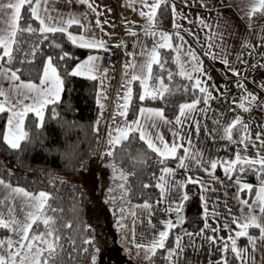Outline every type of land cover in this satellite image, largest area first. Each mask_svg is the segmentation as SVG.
I'll return each mask as SVG.
<instances>
[{
  "label": "snow or ice",
  "instance_id": "1",
  "mask_svg": "<svg viewBox=\"0 0 264 264\" xmlns=\"http://www.w3.org/2000/svg\"><path fill=\"white\" fill-rule=\"evenodd\" d=\"M42 2L45 5L47 4V0H0V79H6L9 82L6 86L8 91L0 87V113H11L8 118V130L5 132L3 139L13 150H20L21 142L26 141L29 137V132L25 129V119L30 112L35 113L38 119L37 129L43 127L44 111L49 104L55 105L61 102L65 81L58 71V66L54 63L56 57L49 56L44 61L38 84L33 81L22 80V69L11 67V65L14 62H19L20 64L32 63L43 42L48 40V34H65L71 43L89 50L106 48V44L102 40L97 41L83 35L78 37L68 31L73 25L83 28L85 31L87 30V26L83 25L79 19L70 17L66 21H63V18H61V21H63L61 22L56 21L51 16H42ZM77 2L87 5L91 11L96 12V9L93 7V0H77ZM167 2L168 0H154L153 3L149 4L148 0H130L129 7L135 4L143 5L148 11H140L139 15L146 18L149 25H154L158 9H160L161 4H167ZM25 8L30 12L31 18L38 21L40 25L38 29L33 27L31 23H21L24 21L22 10ZM43 10L47 11L46 8ZM257 12L264 14V0H256L255 3L250 5V9L247 12L248 18L251 20ZM175 13V6H173V27L179 28L180 26L175 23ZM96 25L97 27L101 26L99 19L96 20ZM25 34H27V37ZM129 34L136 35V33L131 31ZM151 34L153 36L159 35V40L153 44L151 49L142 50L141 54L146 57L145 60L141 63L133 58V60L124 66L125 74H127V70H132L130 79L122 85L126 91L122 95L119 92L117 93V100L123 101L122 104H117L119 109L118 114L124 117L125 123L118 125L114 129L115 136H112L111 133L109 134V144L115 148L123 142L130 141L133 138V134L138 133L139 139L160 158L158 163L162 165L160 168L161 175L157 178L158 182L154 185L160 191V199L157 200V204H160L167 200V195L173 190V187L179 189L185 184H198L205 192L209 190L204 180L194 176H189L185 181L176 180L174 178L175 169L167 166L166 162L169 159L178 160L177 167L182 169L191 167V164L186 163L187 160L196 162L198 166L203 167V170L209 176L213 175L218 167V163L215 160L205 163L196 153H190L189 148L185 146V143L191 144L190 140L185 141L183 138H178L169 143L159 132L153 134L151 129L158 128L157 120L165 124L173 123V121L166 117L163 108L152 109L141 107L136 120L131 122L127 120L128 109L133 99L132 85L136 82H139L142 89L139 94V100L143 102L146 99L153 101L165 100L166 96L173 95L174 88L179 90L172 83L174 77L177 75L182 79L188 80L189 84L179 87H182L185 92L189 91L190 88L195 99L179 105L175 123L181 125L189 117L190 113L205 111V109L198 106L201 103L208 105L209 100L213 98L209 89L202 86L206 82L200 77L207 75L203 71V62L199 60L195 51L190 47L186 52L184 51L183 44L185 41L183 37L179 36L177 32L175 35L181 43L174 45L172 43L173 34L171 33H156L153 31ZM32 36H38L40 39L32 43L27 39ZM25 44H28V46L25 47ZM247 46L246 44L244 45V47ZM56 47H59V45L57 44ZM211 47L210 44L209 49ZM159 49L176 52V56L173 57V62L178 66L176 72H172L166 67L168 61L162 59ZM204 54L210 55L213 59L217 58L216 54L211 51H205ZM130 55L132 54L130 53ZM182 56L187 57V59H182ZM29 57L33 59H29ZM70 58L72 57L68 53L59 56V60L61 61ZM96 60V56L89 55L84 61L77 63L67 75L83 76L90 80H97L99 78L97 75L99 67L96 64ZM222 63L232 71L233 75L239 76L238 72L231 69L230 62L226 58L222 60ZM187 64L192 65V71L188 70ZM5 65L8 66L6 67ZM237 86L244 88L243 84L238 83ZM261 87L264 88V85H261ZM101 88H103L102 79ZM197 91L200 93L199 96L195 95ZM106 99L107 96L102 91L98 93L97 104L101 109L104 108L102 100ZM233 104V111L239 109L242 112H248L254 106L264 107V105L259 103V97L246 88H244V94L240 100L238 102L233 101ZM52 112L53 118H58L55 108L52 109ZM112 118L114 119L115 116ZM99 122L97 121V123ZM223 131L225 138L229 142L243 145V151L237 152L234 160L222 162L225 175L231 179L232 174L237 171L240 173L251 171L257 175L259 186L241 183L237 180V183H240L239 190L246 191L252 197L251 203L247 199L238 198L239 203L242 205L241 216H233L231 223L239 231H235L226 224L224 230L229 235L226 237L209 236L207 240L210 242V245L217 244L219 240V250L224 254L231 251L234 258L239 261V264H257L255 256V253L258 251L257 240L264 242V131L253 133L251 122L245 123L243 117L239 114L231 121L225 123ZM234 133L239 134L238 141L234 139ZM173 136L176 137L177 133L173 132ZM250 145L256 149V153L252 157L245 154ZM181 150L184 153L183 156L178 155ZM107 155L111 156L113 152L109 151ZM213 178L215 179V177ZM119 179L125 181V183L119 185L123 192L121 196V199H123L128 192L126 187L127 175L121 172ZM151 186L150 184L143 185L144 188ZM17 197L21 198L19 204L16 203ZM49 199L50 196L46 192L41 191L38 194L29 193L27 190L19 186L14 187L0 178V229H5L10 233L4 239H0V264H53L64 246L65 238L60 231V227L71 228L72 225L63 224L62 226H57L55 215H49L48 213H56L63 210L48 205ZM114 199L115 197H113ZM187 199L188 197L185 194L179 202H176L175 207L172 206V202L167 203L164 209L165 213L176 212L177 220L173 221L169 219L162 221L164 230H161L159 238L153 240L150 244L135 243V233L133 231V246L138 250L143 248L148 253L145 257L146 259L151 260V257L156 255L157 250H164L167 253L164 258L168 261V264H174V257H178L184 251L182 244L183 237L180 235L176 236L174 248H166V241L170 231L183 222L182 217L179 216V212L181 211L182 201ZM202 199L205 198L202 196ZM136 207H141L150 212L152 205L144 202L142 205H137ZM204 207L206 215L205 229H209L211 226L207 223L208 204L206 199ZM120 211L122 216L117 223L121 228H125L126 225L122 223V220L124 219L123 213H125L126 209L121 208ZM131 215L135 222L137 213L133 211ZM41 225H43V230H41ZM251 228L259 230L258 237L249 234V229ZM211 231L218 233L220 228H211ZM202 234L203 231L201 232ZM185 235L191 238L195 234L186 232ZM241 237L247 238L248 247L240 248L238 246L237 241ZM84 243L92 245L93 241L86 239ZM249 248L251 251H249ZM83 251L87 252L88 249H84ZM91 262L92 264H96L95 256L91 257ZM217 264H229L227 256L222 255ZM259 264H264V255H262Z\"/></svg>",
  "mask_w": 264,
  "mask_h": 264
},
{
  "label": "trees",
  "instance_id": "2",
  "mask_svg": "<svg viewBox=\"0 0 264 264\" xmlns=\"http://www.w3.org/2000/svg\"><path fill=\"white\" fill-rule=\"evenodd\" d=\"M22 15L24 21L21 23H31L33 27L39 28L38 21L31 18L27 8L22 10ZM252 20L254 22L264 21V14L257 12ZM155 21L159 25L169 26L170 10L167 4H162L158 9ZM71 28L78 29L76 25ZM25 36L27 37V34ZM27 39L34 43L40 38L32 36ZM57 44L59 47H56ZM24 46L27 47L28 44ZM93 52H100V50L78 47L62 33L48 34V40L43 42L32 63L14 62L11 65V67L22 69V80L36 82L40 78L47 57H56L54 63L58 66V71L65 81L61 102L55 105L49 104L44 111L43 127L37 129L38 119L34 114L29 113L26 117L25 129L29 132V137L26 141L21 142L20 150H13L4 142L6 112L0 113V178L30 192L45 191L50 196L48 205L63 210L48 213L55 215L57 226L72 225L71 228L60 227L65 238L64 246L53 264H92L91 257L96 256L98 251L95 229L88 218L90 194L82 185L65 178V176L89 171L99 142L96 130L98 82L67 75L78 61ZM159 52L162 59L168 61L166 67L170 71L176 72L178 66L173 62L174 51L159 49ZM64 53H68L72 58L64 61L59 60V56ZM29 59L33 58L29 57ZM172 83L179 88V90L174 88L173 95L166 96L165 100L146 99L143 102L139 100V83H134L132 86L133 99L128 109L127 118H134L139 108L146 106L163 108L166 117L173 120L178 114L179 105L192 101L195 96L190 88L185 92L182 87H179L189 84L188 80L177 75ZM195 95L199 96L200 93L197 91ZM53 108L56 109L58 118H53ZM234 135L237 136V133ZM111 151L113 155L106 154L103 159L127 175L128 192L123 199H121L123 192L116 178H112L102 191L103 203L110 206L111 217L117 221L121 214L120 209H124L125 204L154 202L160 198V191L154 185L158 182L157 178L161 174L162 165L158 163L160 158L139 139L138 133L133 134L130 141L123 142L120 146L112 148ZM178 155L180 156V152ZM166 163L167 166H175L178 164V160L169 159ZM129 173L131 174L128 175ZM232 179L245 181L254 186L259 185L257 175L251 171L244 173L237 171L232 174ZM144 184L152 186L144 188ZM185 194L188 199L182 201L179 212L183 222L170 231L166 248H174L177 235L186 232L195 233L204 224L198 184H185ZM242 195L245 196V193ZM113 197H115L114 200ZM251 199L252 197L248 194L247 200ZM170 218L176 221L177 213L171 212ZM41 230H43V225H41ZM249 230L250 232L256 231L253 228ZM5 232V229H0V234ZM86 239H91L92 245L85 244ZM84 249H88V251L85 252ZM166 255L164 250H157L156 255L152 256L151 260L147 259V262L148 264H168L164 258ZM224 255L227 256L229 264H239L231 251Z\"/></svg>",
  "mask_w": 264,
  "mask_h": 264
},
{
  "label": "crops",
  "instance_id": "3",
  "mask_svg": "<svg viewBox=\"0 0 264 264\" xmlns=\"http://www.w3.org/2000/svg\"><path fill=\"white\" fill-rule=\"evenodd\" d=\"M255 2L256 0H168L167 5L170 10V24L169 26H163L159 25L155 21L154 24L156 30H154V32L173 34L172 43L174 45L181 43V41L175 35L178 32L179 36L183 37L185 41V43L183 44L184 51L186 52L190 47L193 51H195L199 60L203 62V71L207 75L201 76L200 78L206 83H209V85L215 91L219 89V85L216 82L214 83L213 80H210L209 76H215L216 78L217 76L218 78H229L231 76L232 71H230L229 68L222 63V60L226 58L230 62L231 69H234V39L236 37L237 32H239L238 38H241V35L243 34L246 28L255 23H259L254 22L252 19L250 20L247 16V12L250 9V5ZM173 6H175L176 10L175 23L180 26L179 28L173 27ZM45 8L47 9V11L43 10ZM94 8L97 9V7ZM41 9V15L44 17L51 16L56 21H61V18H63V21H66L70 17H75L79 19L83 25L89 26H87L89 28V31L87 32L80 27H78V29L69 28L68 31L72 35L78 37L83 35L88 38H93L97 41L102 40L105 42V49H100V52H93L89 54L97 57L96 64L99 67V72L97 73L99 78L97 79L98 88L96 99H98V93L101 92L99 90L100 78L105 73L108 74L109 72L110 75H112V77L114 78L116 66L120 65L123 57L129 59L126 62H129L133 60V58H135L136 61L142 63L146 57L139 53H142V50L144 49H151L153 47V44L159 40V35H157V39H151V37H153L152 34H150L151 37H147V39H124L125 42L123 41V39H107L108 34L104 33L101 28L97 27L96 25V20L94 18L96 14L91 11L87 7V5L78 3L77 0H47L46 5L42 2ZM136 38L140 37L138 36ZM210 44L212 46L211 49H209ZM126 48L127 52L124 51V49ZM111 51H114L117 59L116 66L114 67H112L111 65ZM205 51L214 52L217 58L213 59L210 55H205ZM130 53H137L138 57H133V55H130ZM89 55H87L77 63L84 61ZM174 56H176L175 51ZM182 59L186 60L187 57L182 56ZM75 65L72 67V69L75 67ZM186 66L189 71H192L191 64H187ZM131 75L132 72L129 76L127 75L128 80L130 79ZM112 77L106 78L104 82L105 86L102 88V92L105 96H107V99L102 100V103L104 104L103 109H101L98 105V117L96 120L97 131L98 129L100 131L101 123L103 124L106 122V120L104 122L102 118V114L105 113L104 110L107 111L105 117L109 124H113L114 121L118 122L117 125H112L109 127L110 129L107 130L108 134L105 138H108V140L110 139L109 134L111 133L112 136H115L116 133L114 129H116L118 125L124 124L122 120L119 121V117L117 115L118 113L116 110L114 111L113 107L111 109L112 112L108 113L109 109L107 108L108 106H110L109 100L113 99L112 96L114 97V94L118 93V89L120 88L119 85L114 83V79ZM8 83V80L0 79V87H3L5 91H8V88L6 87ZM35 83L38 84L39 80ZM141 91L142 89L140 87V93ZM119 93L121 94V92ZM28 103H30V101H28ZM202 104L203 103L200 104V107H202ZM143 107L157 109L155 107ZM199 112L200 111H194L191 113L193 119L187 118L188 120H185V127H182L181 124L175 123V120L172 124H165L162 121L157 120L158 128L151 129V132L155 134L159 131V133L162 134L165 140L169 143L173 142L178 138H183L185 141L190 140V145L185 143V146L189 148L190 153H196L197 156H199L204 162H206L210 155L209 151L206 148L207 144L203 143L201 138L198 139L199 137L197 136L199 135V133L194 135L195 133L193 132V122H196V120H198L197 117ZM30 113L35 115V113L33 112ZM138 113L139 110L137 114ZM10 115L11 113L6 112V125L4 134L8 130V118ZM114 115L117 116H115V119L113 120L112 117ZM136 118L137 116L132 119L127 118V120L131 122L136 120ZM120 119L125 120L122 116H120ZM97 121L100 122L97 123ZM200 121L206 129V136L209 138L211 134H209L207 128V120L202 119ZM173 132L177 133L176 137L173 136ZM171 134V138L166 137ZM98 136L100 140V133ZM183 155L184 153L181 150L180 156ZM186 163L191 164V167H189L188 169H182L177 167L178 164L175 166H168L170 168L175 169L174 178L179 181H185L189 176L197 177L205 181V184L209 190L205 192L198 185L200 189L204 224L202 228L199 231L195 232V235H193L191 238L185 235V233L180 234V236L183 237L182 244L184 246V251L178 257H174V264H217V261H219L222 258V255H224V253L219 250L220 241L218 240L217 244L210 245V242L207 240V237H226L227 235H229V233L224 230L226 224L233 228L235 231H239V229L236 228V226L232 224L231 221L233 219V216H241L242 205L239 203V199H247L249 193H247L246 191H240V183H237L236 179H229L228 176L225 175L224 168H219L218 170H215L213 175L209 176L203 170V167L198 166L196 162L187 160ZM213 177H215V179ZM239 181L241 183L251 184L245 181ZM12 186L15 187V185ZM184 186L180 187L179 189L173 187V190L168 193L167 200L164 203L157 204V201L148 202L150 205H152L150 212L149 210L137 207L135 211L137 213L135 222L132 216L129 228H126V232H129L132 241L133 231L135 233V243L150 244L153 240L159 238V232L161 230H164V224L162 223V221H167L171 219V212L166 214L164 209L167 206L168 202H172L173 207L176 206V202H179L181 200V197L184 196ZM258 186L259 185H257L256 187ZM242 193H245V196H243ZM202 196L207 200L208 204L207 223L211 226L209 229H205V199H202ZM251 200L249 201V203H251ZM143 203H136V206L142 205ZM245 211H247V209H245ZM217 227L220 228V231L218 233H214L211 231V228ZM253 229H255L256 231L250 232L249 230V234L258 237L259 230L256 228ZM202 231L203 234L201 235ZM237 244L240 248L248 247V240L246 237H241L238 239ZM257 248L258 251L255 253V256L257 264H259L262 255H264V242L257 240ZM249 251H251L250 248Z\"/></svg>",
  "mask_w": 264,
  "mask_h": 264
},
{
  "label": "rangeland",
  "instance_id": "4",
  "mask_svg": "<svg viewBox=\"0 0 264 264\" xmlns=\"http://www.w3.org/2000/svg\"><path fill=\"white\" fill-rule=\"evenodd\" d=\"M153 2L154 0H148L149 4ZM93 4L94 7H97L94 18L95 20L99 19L101 22L100 28L104 33L108 34L107 39H123L124 42L126 39H147V37H151V32L156 30L155 24L149 25L147 19L139 15L140 11H148V9L141 4H135L129 7L130 0H93ZM97 13H99V15H97ZM88 27L86 32L89 31ZM130 31L136 33V35L129 34ZM238 33L239 32H237L234 39L235 62L233 70L238 72L239 76H235L231 73L229 78H218V76L216 78L210 75V80H213L214 83L216 82L219 85V89L214 91L209 83L202 85L209 89L213 98L209 100L208 105L202 104V107H200L201 105L198 106L199 108L205 109V111H200L198 113V120H196V122L192 121L194 124V135L199 133L197 136L199 137L198 139L201 138L202 142L207 144L206 148L210 155L206 162L211 160L217 161L218 167L216 170L224 168L222 162L234 160L236 153L243 151V145L229 142V140L225 138L223 126L226 122L231 121L239 114L243 117L245 123L251 122V130L253 133L264 131V127H262L264 126V107L254 106L248 112H242L239 109L233 111V101L238 102L240 100L241 96L244 94V88L255 93L259 97V103L264 105V88L261 87V85H264V21L255 23L246 28L241 38H238ZM138 36L140 38H136ZM151 39H157V35L151 37ZM245 44L248 46L244 47ZM124 51L127 52V48L124 49ZM132 55L133 57H138L137 53H132ZM111 58V65L114 67L117 62L114 51H111ZM127 60L129 59L123 57L120 65L116 66L114 78L109 72V75L106 73V76L104 74L100 78V91H102L101 79L103 80L104 87L106 78L112 77L114 83L120 86L118 90L121 92V95L124 93L125 88L122 85L128 80L127 78L132 72V70L129 69L127 70V74H125L124 66L128 63L126 62ZM238 83L243 84L244 88L238 87ZM112 98V100H109L110 104L108 102L110 105L107 108L109 109L108 113L112 112V107L114 111L116 110L118 113L119 109L117 104H122V101L117 100V93H115ZM104 112L102 118L104 122L105 120L106 122L103 124L101 123L100 131L98 129L100 140L90 163L89 171L83 174L65 176V178L82 185L90 194L88 218L90 224L95 229V238L98 248L95 256L96 264H148L145 258L148 253H146L143 248L138 250L134 247L129 232H126V228H129L131 223V212L137 209L136 203H127L124 205L126 211L123 213L124 219L122 223L126 225L125 228H121L117 223L118 220L121 219L122 213L117 218V221L116 219L113 220L111 211L109 210L110 206L103 203V188L112 178H116L119 184L124 183L123 180L119 179L122 171L103 159L113 148L110 147L112 145L109 144L108 138H105L108 134L107 130L110 129V126H115L118 123L114 121L115 124H109L105 117L107 111L104 110ZM117 115L119 121L122 120L123 123H125V120L120 119L119 114ZM188 118H192L191 113ZM202 119L207 120V128L209 134H211L209 138L206 136V129L200 121ZM174 120L176 121V117L171 121ZM181 126H186L185 120ZM235 136L236 135H234V139L238 141L239 134ZM166 137L171 138L172 134ZM255 153L256 149L252 148L250 145L245 154L252 157ZM39 192L29 193L38 194ZM20 199V197H17V204H19ZM0 235V239H4L6 236L10 235V233L7 231Z\"/></svg>",
  "mask_w": 264,
  "mask_h": 264
}]
</instances>
